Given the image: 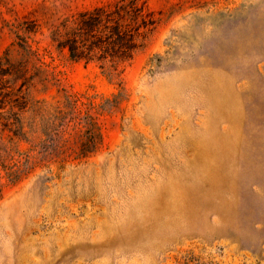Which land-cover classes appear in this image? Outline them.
Listing matches in <instances>:
<instances>
[{
	"label": "rangeland",
	"instance_id": "1",
	"mask_svg": "<svg viewBox=\"0 0 264 264\" xmlns=\"http://www.w3.org/2000/svg\"><path fill=\"white\" fill-rule=\"evenodd\" d=\"M115 1L0 0L50 125L2 153L0 264H264V0H142L156 26L112 73L52 42Z\"/></svg>",
	"mask_w": 264,
	"mask_h": 264
},
{
	"label": "trees",
	"instance_id": "2",
	"mask_svg": "<svg viewBox=\"0 0 264 264\" xmlns=\"http://www.w3.org/2000/svg\"><path fill=\"white\" fill-rule=\"evenodd\" d=\"M145 2L142 0H116L107 5L94 6L78 12L73 18L61 21L51 32V40L59 49L66 50L73 61L93 62L107 73L129 60L135 50L143 45L156 26ZM25 32H35L28 25ZM15 45L21 57L12 60L9 48L0 56V161L2 153L12 151L10 143L27 140L38 131V124L46 122L40 116H27L31 106L27 89L40 75L42 62L38 52L27 37L16 32ZM11 158V157H10Z\"/></svg>",
	"mask_w": 264,
	"mask_h": 264
}]
</instances>
